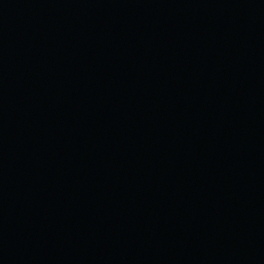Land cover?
Returning <instances> with one entry per match:
<instances>
[{
  "label": "water",
  "instance_id": "obj_1",
  "mask_svg": "<svg viewBox=\"0 0 264 264\" xmlns=\"http://www.w3.org/2000/svg\"><path fill=\"white\" fill-rule=\"evenodd\" d=\"M0 264H264V0H0Z\"/></svg>",
  "mask_w": 264,
  "mask_h": 264
}]
</instances>
